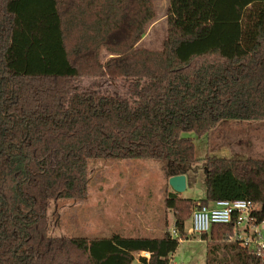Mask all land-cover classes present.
<instances>
[{
	"label": "trees",
	"instance_id": "16d2710c",
	"mask_svg": "<svg viewBox=\"0 0 264 264\" xmlns=\"http://www.w3.org/2000/svg\"><path fill=\"white\" fill-rule=\"evenodd\" d=\"M155 17L152 0H0V264H134L143 253L138 264H174L193 209L217 201L252 200L264 223V161L212 156L205 199L166 198L177 238L49 235L50 202L88 197L91 160H155L188 176L185 134L264 121V0H170L163 48H138ZM81 77L125 80L130 98L81 92ZM207 264L264 263L233 243Z\"/></svg>",
	"mask_w": 264,
	"mask_h": 264
},
{
	"label": "rangeland",
	"instance_id": "374dc122",
	"mask_svg": "<svg viewBox=\"0 0 264 264\" xmlns=\"http://www.w3.org/2000/svg\"><path fill=\"white\" fill-rule=\"evenodd\" d=\"M152 1L156 17L138 48L159 51L168 37L170 0ZM109 58V53L102 50L101 62L105 63ZM74 84L81 92L130 98L125 80L81 77ZM185 136L192 138L195 144L196 162L188 173L191 182L180 196L196 203L206 198L205 160L208 157L264 161V121H229L220 123L202 137L194 133ZM163 168L164 163L155 160H91L88 166V197L83 201L50 202L49 235L66 239H102L115 234L126 238H161L174 229L175 221L174 212L168 210L165 204L173 190ZM191 218L186 223V239L173 256L174 264H207L208 252L212 247L220 245L222 248L234 243L227 241L229 236L217 242L193 235ZM141 256L145 257V254L137 255L134 264H138ZM218 258H227V252L221 249Z\"/></svg>",
	"mask_w": 264,
	"mask_h": 264
},
{
	"label": "built area",
	"instance_id": "2783aa9c",
	"mask_svg": "<svg viewBox=\"0 0 264 264\" xmlns=\"http://www.w3.org/2000/svg\"><path fill=\"white\" fill-rule=\"evenodd\" d=\"M261 207L252 200L217 201L201 206L192 214V234L203 236L209 234L215 225H234L233 235L227 241L240 243L251 255L264 263V223L257 224L255 212ZM173 238L179 237L174 228ZM233 244V243H232ZM148 258L149 255L145 254Z\"/></svg>",
	"mask_w": 264,
	"mask_h": 264
},
{
	"label": "water",
	"instance_id": "95a60500",
	"mask_svg": "<svg viewBox=\"0 0 264 264\" xmlns=\"http://www.w3.org/2000/svg\"><path fill=\"white\" fill-rule=\"evenodd\" d=\"M169 186L176 194H183L187 190L186 175L174 176L169 179Z\"/></svg>",
	"mask_w": 264,
	"mask_h": 264
},
{
	"label": "crops",
	"instance_id": "0c3cea01",
	"mask_svg": "<svg viewBox=\"0 0 264 264\" xmlns=\"http://www.w3.org/2000/svg\"><path fill=\"white\" fill-rule=\"evenodd\" d=\"M187 177V184L191 182V178L189 176H186ZM188 186V185H187ZM175 223V221H174Z\"/></svg>",
	"mask_w": 264,
	"mask_h": 264
}]
</instances>
